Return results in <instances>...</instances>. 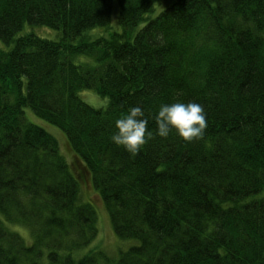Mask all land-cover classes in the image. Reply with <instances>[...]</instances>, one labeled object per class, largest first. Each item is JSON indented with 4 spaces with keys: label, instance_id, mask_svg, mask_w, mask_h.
<instances>
[{
    "label": "trees",
    "instance_id": "trees-1",
    "mask_svg": "<svg viewBox=\"0 0 264 264\" xmlns=\"http://www.w3.org/2000/svg\"><path fill=\"white\" fill-rule=\"evenodd\" d=\"M114 1L119 30L74 43ZM37 26L56 37L23 32ZM0 42V264H264V0H0ZM178 101L203 106L202 138L154 135L135 156L112 142L130 108L155 133ZM83 186L138 242L115 259L81 252L98 232Z\"/></svg>",
    "mask_w": 264,
    "mask_h": 264
},
{
    "label": "rangeland",
    "instance_id": "rangeland-1",
    "mask_svg": "<svg viewBox=\"0 0 264 264\" xmlns=\"http://www.w3.org/2000/svg\"><path fill=\"white\" fill-rule=\"evenodd\" d=\"M164 4V2H163ZM161 4V6L163 5ZM166 3L164 4V6ZM155 6L154 11L150 14L151 16L156 15L159 13L163 7ZM143 23H140L137 28H139ZM119 30V23H118V6L116 1H114L111 15H110V22L108 26H98L85 31L82 36L77 37L73 42L78 43L82 41H90L99 36H108L113 31ZM32 31L36 35L43 37V38H55V31L51 28L45 26H37L33 28H25L23 32ZM22 32V33H23ZM0 45L2 43L0 42ZM75 61H87L89 63H93L89 57L81 56L76 59ZM79 96L89 105L95 108L105 107L107 104V98L102 97L98 93H96L93 89H81L79 91ZM24 116L25 118L35 123L48 132H50L53 136L56 137L60 146V152L63 154L68 160L71 158V151L68 148V144L65 138L64 133L54 125L42 120L41 118L35 116L31 110L27 107L24 108ZM81 197L84 199L83 201L91 202L93 208L95 209L96 216H97V228L98 232L96 237L86 246L82 247L81 252L86 253L87 251L91 250H101L107 256L112 259H115L118 256L119 251H123L131 247L132 245L138 243L135 239H122L119 238L113 231L111 226V222L109 220L108 213L103 205L102 199L95 193V191L88 186V188H81ZM86 197H90L92 199H86ZM11 229L19 233L26 244L31 243V236L29 230L22 225H9Z\"/></svg>",
    "mask_w": 264,
    "mask_h": 264
},
{
    "label": "clouds",
    "instance_id": "clouds-1",
    "mask_svg": "<svg viewBox=\"0 0 264 264\" xmlns=\"http://www.w3.org/2000/svg\"><path fill=\"white\" fill-rule=\"evenodd\" d=\"M153 119L157 126L155 133L148 128L144 110L139 106L130 108L115 120L117 131L111 136L112 142L135 156L154 135L167 138L174 130L183 141L191 142L202 138L208 126L203 106L194 101L162 104Z\"/></svg>",
    "mask_w": 264,
    "mask_h": 264
}]
</instances>
